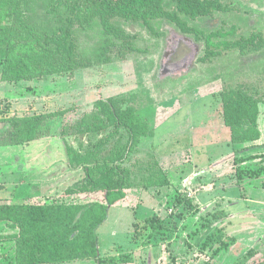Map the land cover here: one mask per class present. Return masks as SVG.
<instances>
[{
    "label": "rangeland",
    "instance_id": "rangeland-1",
    "mask_svg": "<svg viewBox=\"0 0 264 264\" xmlns=\"http://www.w3.org/2000/svg\"><path fill=\"white\" fill-rule=\"evenodd\" d=\"M223 1L233 12L203 20L202 29L216 30L223 20L237 22V14L242 27L236 37H264V0ZM125 31L136 47L148 53L114 55L116 61L79 69L71 79L48 76L16 84L0 79V118L49 116L42 139L5 147L0 190L6 192L0 200L81 202L61 196L84 177L81 169L67 166L65 144L83 153L111 129L64 141L60 129L76 123L99 98L135 93L143 98L139 115L154 129V137L141 139L124 161L137 210L109 208L107 220L97 229L102 264L186 262L191 260V249L200 254L196 264H264V140L232 145L221 105V90L227 86L264 91V51L247 57L225 51L220 59L201 65L197 59L203 44L172 25H162L164 36L158 40L135 25ZM90 38L79 39L80 51L87 49ZM261 115L263 128L264 107ZM7 129V124H0V135ZM127 140L125 131L111 137L98 153V162L123 148ZM239 158L252 159L237 164ZM159 171L170 185L143 190L147 178ZM185 199L192 201L195 212L181 203Z\"/></svg>",
    "mask_w": 264,
    "mask_h": 264
},
{
    "label": "trees",
    "instance_id": "trees-1",
    "mask_svg": "<svg viewBox=\"0 0 264 264\" xmlns=\"http://www.w3.org/2000/svg\"><path fill=\"white\" fill-rule=\"evenodd\" d=\"M231 12L232 8L223 0H0V79L8 84L48 76L71 79L79 69L116 61L114 55L148 53V49L133 43V36L125 31L128 25L144 29L155 40L164 36V23L174 26L180 34L203 44L202 55L197 59L201 65L220 59L225 51H237L241 57L262 53V35L236 37L242 27L240 15L235 14L238 20L231 24L223 20L216 30L199 26L205 19ZM85 36L91 37V42L80 51L79 39ZM142 99L135 93L99 98L93 109L76 123L62 125L59 137L63 141L69 136L99 135L111 129L83 153L65 144L67 166L73 171L81 169L84 177L61 196L76 197L81 202L66 204L54 199L0 205V222L17 231L0 237V242L14 243L15 264H69L86 260L102 264L97 229L107 220L109 208L137 210V198L132 194L130 172L124 161L141 139L154 137V129L139 115ZM221 105L232 145L261 138L258 119L264 91L246 85L227 86L221 90ZM48 121L46 114L7 121L0 118V124L8 125L0 135V147L42 139ZM119 131L127 133V144L98 162V153ZM250 159L239 158L235 162ZM169 185L167 175L159 171L147 178L142 189ZM181 203L196 211L191 200ZM199 260L200 254L191 249L190 261L174 260L168 264H196Z\"/></svg>",
    "mask_w": 264,
    "mask_h": 264
},
{
    "label": "crops",
    "instance_id": "crops-1",
    "mask_svg": "<svg viewBox=\"0 0 264 264\" xmlns=\"http://www.w3.org/2000/svg\"><path fill=\"white\" fill-rule=\"evenodd\" d=\"M262 107H264V105L260 106V114H259V119H258V127H259V130H260V134H261V140L263 139L264 140V127L262 128L261 127V114H262ZM5 147H0V167H2L4 164L6 163H3V159L1 158L2 155H5L6 154V149ZM1 178H3V176L0 175V185L2 184L1 183ZM1 189V188H0ZM6 191L5 190H0V199L1 197H3L4 193ZM3 204H8V203H5V202H2L0 200V205H3ZM17 231L16 230H12L10 228H8L7 226V223L6 222H0V237H6L8 235H11V234H14L16 233ZM9 248H11L9 250ZM9 251V253H8ZM0 264H15V252H14V243L13 242H0Z\"/></svg>",
    "mask_w": 264,
    "mask_h": 264
}]
</instances>
